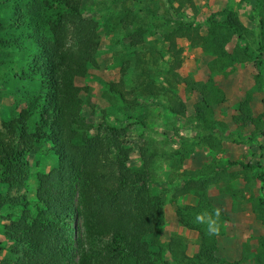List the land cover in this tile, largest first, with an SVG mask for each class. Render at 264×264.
Masks as SVG:
<instances>
[{
	"label": "trees",
	"instance_id": "trees-1",
	"mask_svg": "<svg viewBox=\"0 0 264 264\" xmlns=\"http://www.w3.org/2000/svg\"><path fill=\"white\" fill-rule=\"evenodd\" d=\"M83 2L0 0V18H5L0 22V63L13 65L7 75L12 81H28L34 88H15L22 109L0 128V185L8 190L26 188L30 177L29 158L38 146H49V149L40 150L41 153L57 159L56 168L37 174L33 202L12 198L9 194L0 195V212L4 208L21 209L16 221L9 215L7 224L3 225L7 246L0 243V251L5 252L0 264H67L77 237L73 227L76 222L83 225L85 240L93 245L90 250L82 248L78 264H157L153 259L161 260L163 202L150 193L148 178V175L153 176L154 158L144 156L140 168L129 169L117 128L103 123L96 128L97 135L89 137L88 133L95 128L92 124H74L81 116L75 81L87 59L93 40L91 31L98 28L93 20L74 17L81 14ZM176 2L179 11L184 3ZM184 2L191 5L190 0ZM50 11L57 13L51 25L45 27V13ZM147 19L139 18L128 8L114 18L115 24L125 30L129 45L136 52L122 69L124 76L129 70L134 72L132 91L125 90L124 80L113 90L121 101H128L129 95L135 100L159 99L182 85L180 71L184 49L179 44L181 41L212 56L208 66L212 75H226L232 68L227 46L235 38L241 40L244 31L234 12L223 11L219 20L207 26L184 19L151 18L150 25L162 38L168 58L160 83L156 74L163 54L145 44ZM259 28L263 34L264 20H260ZM28 41H32L31 50L26 48ZM260 51L263 53V46ZM20 53L25 55L23 60L15 61ZM242 53L250 58L246 50ZM259 57L257 66L262 65ZM188 91L196 93L203 105L196 111L198 141L217 154L225 143L218 130L223 124L213 121L211 109L225 104L226 95L212 79L193 84ZM127 103L135 104V101ZM241 107L242 112L247 111L248 103ZM253 124L256 128L264 124V114ZM243 170L249 189L254 188L256 182L262 185L259 199L262 210H254V215L257 221L264 222L262 168L256 162L245 165ZM187 175L189 180L205 177L209 181H219L223 178L222 172L215 173L211 168ZM74 183L78 185L81 199L79 207L75 206L71 190ZM172 204L176 207L175 201ZM203 211L213 213L214 209L205 197H200L195 207H177L176 215L184 228L198 234L212 255L216 250V236L207 234L206 223L195 222L196 214ZM141 219L145 231L140 226ZM147 236L152 237L151 241L146 240ZM181 241L179 238L177 244ZM151 247L158 248L159 252L153 254ZM247 259L248 255L244 254L235 264H244ZM254 263L264 264V237L258 239Z\"/></svg>",
	"mask_w": 264,
	"mask_h": 264
},
{
	"label": "rangeland",
	"instance_id": "rangeland-1",
	"mask_svg": "<svg viewBox=\"0 0 264 264\" xmlns=\"http://www.w3.org/2000/svg\"><path fill=\"white\" fill-rule=\"evenodd\" d=\"M181 1L184 5L178 11L179 3L176 0H84L81 14L74 17L93 20L98 28L91 31L93 40L87 59L76 77L81 116L74 124H92L95 128L88 133L89 137L97 135L96 128L103 123L117 128L123 158L129 169L140 168L144 156L154 158L153 176L148 175L149 189L153 196L163 202L164 209V225L160 234L161 260L158 262L154 258L155 263L235 264L246 254L248 259L244 264H255L257 242L264 237V222L257 221L254 215V210H262L259 205L262 185L256 182L255 187L249 189L244 182L243 168L257 162L264 173V124H259L258 128L253 124L264 114V51H260L261 46L264 48V33L259 28L260 20H264V0H190L191 5ZM125 8L132 10L139 18H148L145 44L163 54L156 74L159 83L162 82L168 58L162 38L150 25L151 18L184 19L207 26L219 20L223 11L234 12L244 31L241 40L235 38L227 46L232 68L226 75H212L208 68L212 56L201 49H192L186 41H181L179 44L184 49V64L180 71L182 85L159 99L135 100L133 95H129L128 101H121L113 90L120 80H124L125 90L132 91L134 72L129 70L124 76L122 69L136 54L129 45L125 30L114 22V18L120 16ZM62 12L65 14L66 11ZM56 13H45V27L51 25ZM4 21L5 18H0V22ZM25 44L31 50L32 41ZM243 50L250 58L243 56ZM259 55L261 66H257ZM24 56L18 54L15 61H22ZM11 66L0 63V128L22 109L15 88L34 89L28 81L15 83L7 77L11 73ZM210 79L227 98L225 104L211 109L213 121L223 124L218 130L225 143L217 154L198 141L196 111L203 105L196 93L188 91L191 85L206 83ZM133 100L135 104L127 103ZM246 102L248 110L242 112L241 106ZM235 140L237 143H233ZM45 149H49V146H38L29 158L30 177L26 188L8 190L0 185V195L9 194L12 198L34 201L37 174L57 167L54 156L41 153L40 150ZM206 168H211L215 173L222 172L223 178L219 181H209L205 177L189 180L188 173ZM71 190L75 206L79 207L81 199L77 183L71 186ZM200 197H205L214 210L221 209L217 220L219 234L215 235L216 250L212 255L198 234L184 228L176 215L177 207H195ZM20 214L21 209L4 208L0 212V243H4L5 247L2 230L3 225L7 224L6 218L11 215L16 221ZM140 226L142 230L145 229L143 219ZM73 227L77 237L74 238V248L67 264H78L84 249L93 247L85 240L83 225L76 222ZM151 238L147 236L146 240L151 241ZM179 238H182L180 245L177 244ZM151 252L156 254L159 249L151 247ZM4 254L0 251V260Z\"/></svg>",
	"mask_w": 264,
	"mask_h": 264
},
{
	"label": "clouds",
	"instance_id": "clouds-1",
	"mask_svg": "<svg viewBox=\"0 0 264 264\" xmlns=\"http://www.w3.org/2000/svg\"><path fill=\"white\" fill-rule=\"evenodd\" d=\"M221 214V209L216 208L213 213L203 211L197 213L195 216V222L199 224H207V234L208 235H218L219 234V225L217 220Z\"/></svg>",
	"mask_w": 264,
	"mask_h": 264
}]
</instances>
